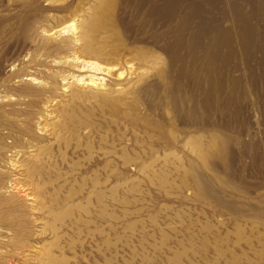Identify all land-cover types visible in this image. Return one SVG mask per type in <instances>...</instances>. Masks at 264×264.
Segmentation results:
<instances>
[{"label":"bare ground","instance_id":"bare-ground-1","mask_svg":"<svg viewBox=\"0 0 264 264\" xmlns=\"http://www.w3.org/2000/svg\"><path fill=\"white\" fill-rule=\"evenodd\" d=\"M9 1L21 14L14 43L23 46L18 50L21 56L16 57L17 62L11 61L8 71L0 56V85L3 87L0 133L6 130L7 136L15 139L19 147L15 154H23L25 145L18 143L31 139L32 119L29 114L28 124L26 115L30 109H26V104L34 106L50 91L67 92L69 107L67 104L54 107L58 113L56 119L50 121L54 128L49 133V143L57 145L53 152H58V158L50 155L54 162L64 163V152L69 155L78 149L93 157L92 139L86 148H78L80 143H71L70 136L63 132L66 128L70 133L89 138L93 134L94 108L83 104L89 112L82 115L78 112L80 107H70L77 99L96 104L102 112L108 107L112 122L124 123L135 133L134 140H125L121 150L118 145L100 146L97 158L90 159L83 174L91 172L82 191L89 203L95 199L99 216L105 212L107 195L117 196L113 199L120 202L119 186L125 179L135 177L132 171L157 164L161 168L180 170L178 174L183 183L191 181L199 201L209 200L238 214L250 211L253 216L264 217V198L258 199L260 204L247 209L244 203L229 201L228 194L216 188L199 170V161L186 154V149L194 150L223 187L247 194L242 184L218 169L219 164L227 171L233 168V136L223 129L233 124L229 120L236 119L239 103L247 95L244 82L247 71L253 88L259 90V76L253 75L254 67L250 64L254 55L260 58V89L264 94V0H80L77 3L76 0H30L29 4L27 0ZM204 2L210 8L205 7ZM103 3L107 4L106 8L99 7ZM38 28L47 36L40 46H36L34 37L25 39ZM21 103H26V107H19ZM199 108L207 113L204 124L199 119L201 114L197 115ZM219 108L226 118L231 116L228 119L223 116V124L214 123L210 118V111ZM168 114L172 115L169 119ZM60 116L63 121L59 122ZM48 121L46 119L45 123ZM29 146L34 152L40 148L37 144ZM248 149L246 152H251ZM142 151L149 153L146 160L141 157ZM20 156L15 163L23 166L25 159ZM159 180L164 192L168 191L167 174L161 173ZM61 188L59 184L57 190ZM20 208L23 206L12 203L11 197L7 198V204L0 203V222L4 224L9 220L19 227V233L1 241L2 246L19 248L25 241ZM81 209H85L84 206ZM47 212L54 220L60 219L55 209ZM95 214L87 219L82 214L73 215L67 223L64 221L60 227L52 228L49 239L43 240L38 250H33V257H29L32 262L27 264H121V261L123 264H171L172 260L182 264L183 252L173 250L166 231L154 228L142 230L140 234L131 232L128 240L123 241L116 228L114 235H106L102 229L95 232L89 224L95 221ZM79 222L80 229L74 230ZM47 223L48 220L42 224L41 234H45ZM157 233L160 243L148 242ZM78 235L81 237L79 246L73 239ZM206 242L207 239H203L202 246ZM127 247H135L136 253L124 258L122 252ZM2 256L0 251V258Z\"/></svg>","mask_w":264,"mask_h":264},{"label":"rangeland","instance_id":"rangeland-1","mask_svg":"<svg viewBox=\"0 0 264 264\" xmlns=\"http://www.w3.org/2000/svg\"><path fill=\"white\" fill-rule=\"evenodd\" d=\"M78 1L80 0H76L75 3ZM86 1L88 2V0ZM239 1L241 2L242 0ZM29 3L30 0H27V4ZM104 4L101 6L98 4V6L106 8L107 4ZM204 5L210 8L209 4L205 2ZM247 7L249 8V6ZM13 8L9 0H4V3L0 1V56L3 57V65H6L7 71L9 66L11 67V63L21 56L18 54V50L19 48L21 50L23 46L20 43L19 45L18 43H14L15 35L18 33L17 29L21 22L19 18L21 14L19 11H16L17 9L14 8V10ZM2 13L5 14V17ZM32 37L36 41V46H40L47 36L41 31V28H38L34 33H31L29 39L28 36L25 39L28 41ZM2 51L4 53H1ZM253 58L256 60L254 59V61ZM253 58L251 61L255 63L251 62L250 64L254 67L253 75L259 76L257 80L259 81L257 82L259 90L257 91V88H253L248 71L246 72L248 75L244 73L247 95L239 103L236 119L229 120L233 124L229 122L230 127L223 129L226 133L233 136V168L227 171L220 164V169H218V165L216 167L234 182L242 184L241 187L244 190L247 189V194H241L232 188L227 189V187H223L221 183L211 176V171L201 163L196 152L192 149H186L187 157L199 161V170L214 183V186L219 190L221 189V191L223 190L225 195L227 193L226 198L230 199L229 201L233 200L232 202L234 203H244L245 209L253 204H257L258 199L264 198V94L262 95L260 89L262 85V80L260 79L262 69L258 63L260 62V58L255 55ZM236 74H241V71H236ZM246 76H248L247 79ZM2 88L0 85V94L3 92ZM50 97H54V100ZM67 97V92L50 91L43 95L40 100H37L34 106H29L26 103L18 105L19 107L27 106L26 109H30L26 115L28 124L29 114L32 119L31 139L27 140L26 143H18L25 145L22 146L23 154L14 153L18 147L14 142L15 139L8 137L6 130H1L0 203L7 204V198L11 197L12 203L18 207L23 206V208H20L19 213H22L24 220L22 230L25 235V241L20 244L19 248L2 246L1 241L19 233V227H15L9 220H7V223L4 222V224L0 222V251L3 255L0 258V264H27L28 262H32L30 258L33 257V252L38 250L37 248L43 240L49 239L47 237H50L52 228L60 227L64 221L67 223L73 215L80 216L82 214L87 219L93 213H96L95 221L89 222V224L95 228V232L102 229L107 233H105L106 235H114L113 229L116 228L121 232V236L123 237L121 239L123 241L124 239L128 240L129 237L127 236L128 234L130 236L131 232H138L140 234L142 230L154 228L166 231L173 250L179 249L183 252L181 258L182 264H264V217L253 216L248 213L250 211H247L248 214L240 212L239 215L238 212H234L235 210L232 211V209L223 207L219 203L210 202L209 200L207 202L199 201L194 194L191 181L183 183L180 174H178L180 170L172 167L165 169L161 168L160 165L154 164L147 169H142L141 166L142 170L135 169L132 171L135 177L125 179L119 186L120 202L113 199L117 196L112 197L107 195L105 198V212L102 213V216H99L98 204L95 199H92L89 203L88 198L85 196L86 194L82 191V185L85 186V182H88L91 172H88L85 176L83 174L89 166L90 159L96 157L100 146L106 148L118 145L119 150H121L124 148L122 143L128 140V138L134 140L135 133L131 130L130 126L127 127L124 123L119 121L112 122L108 107L102 112L101 108L96 104L84 103L83 100L77 99V102L72 103L70 107L74 109L80 107L81 109L78 112H82V115L89 112V108H94L92 113V118L95 121L93 134L89 138L81 137L76 133H70L66 128L63 132L66 131V134L70 136L71 143H80L78 148H86L85 145L92 139L93 141L91 142L94 146L93 157L88 156L86 151H79L78 149L76 153L69 154L70 158L68 153L64 152V163L60 160L59 164L54 162L50 158V155L52 154L57 157L58 152H53L56 150L57 145L49 143L51 141L49 133L54 128V124L50 121L56 119V114L58 113L57 108L54 107L60 104H67V106L70 104ZM83 104L90 106L88 110H85L86 107ZM82 109L84 111H81ZM220 109L212 110L210 111L211 114H209L214 123L219 122V124H223L222 118L228 119L231 116L226 118V114L221 112ZM205 113L203 109L199 108L197 110V115H200L199 119L203 124L205 123L204 118L207 116V113ZM167 116V119H169V116L172 117L170 114ZM154 117L156 118V115ZM46 119H49L47 123H45ZM58 121H63V118L60 116ZM44 126L45 128L40 130ZM137 126L141 127L139 124ZM119 134L124 139L121 140V143H119L121 139ZM240 141L243 142L241 143ZM31 144H37L40 148L34 152L30 150L29 145ZM243 144H245V147H243ZM246 147L251 152H246L248 149ZM137 149L139 151V148ZM249 149L248 151H250ZM19 155H21V159H25L27 165L25 162L23 166H18L19 163H15V159ZM148 156V152L142 151V159L146 160ZM12 162H14V165ZM100 168L103 170V167ZM163 172L168 176L166 187L168 191L166 192L162 189L159 180L160 174ZM59 184H62V188L58 191L57 187ZM74 192L76 193L74 194ZM250 192L252 193L250 194ZM73 200L75 201L74 204H72ZM82 206L89 210V212L85 211V209L80 210ZM48 209H55L60 219L54 220L53 215L47 214L50 213L47 212ZM24 213L29 214L25 216ZM46 220H48V223L45 224V234H41L42 224ZM79 225H81V222L79 224L76 223L73 229L79 230ZM190 234H193V237ZM201 235L203 236L200 239ZM205 238L207 242L202 246V241ZM73 239L77 243L76 245L79 246L81 237L78 235ZM148 242L160 243L158 233L150 237ZM11 248L16 250L12 251ZM131 253H136L135 247L125 248L122 256L128 258ZM152 253H154L153 249ZM121 264H123L122 261ZM124 264L129 263L124 262ZM132 264H140V262ZM171 264L176 263L172 260Z\"/></svg>","mask_w":264,"mask_h":264}]
</instances>
